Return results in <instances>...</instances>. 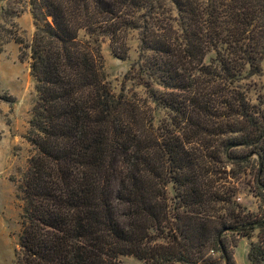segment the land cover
<instances>
[{
  "label": "trees",
  "instance_id": "16d2710c",
  "mask_svg": "<svg viewBox=\"0 0 264 264\" xmlns=\"http://www.w3.org/2000/svg\"><path fill=\"white\" fill-rule=\"evenodd\" d=\"M30 5L31 42L11 38L37 93L16 264H237L233 248L256 231L248 259L262 264L264 211L238 202L246 170L227 166L257 158L264 195V102L247 95L264 63V0ZM133 33L127 80L166 111L159 125L149 99L113 91L94 44L106 37L126 59Z\"/></svg>",
  "mask_w": 264,
  "mask_h": 264
},
{
  "label": "rangeland",
  "instance_id": "374dc122",
  "mask_svg": "<svg viewBox=\"0 0 264 264\" xmlns=\"http://www.w3.org/2000/svg\"><path fill=\"white\" fill-rule=\"evenodd\" d=\"M31 10L30 0L0 1V264H16L21 231L20 215L24 208L20 187L33 153L26 135L37 100L36 81L30 74L28 57L24 56V60H21L20 45L11 39L19 37L25 45L31 42L36 29ZM4 12H10V16ZM14 12L17 16H12L11 13ZM81 38H85L84 33ZM94 40L101 56L104 75L113 91L119 94L123 90L129 97L137 95L142 99H149L144 87L127 80V74L139 56L138 35H130V50L126 59L115 55L108 38L95 37ZM24 52L28 53L26 49ZM213 58L214 54L211 53L205 58V62L209 63ZM248 85L247 95L251 103L264 102V63L259 74L253 76ZM149 104L154 110L156 125L167 119L166 111L157 107L151 99ZM240 166H234L235 171L231 170V164L227 166L228 172L235 173V177L236 172L246 170V174L239 175L236 181L238 202L250 212L260 215L264 211V195L255 183L258 159L252 158L249 163ZM234 240L235 238L227 235L230 245ZM257 241L258 231L250 239L239 238L238 246L233 248L237 264H252L248 259V252L251 244ZM119 262L146 264L134 256H121Z\"/></svg>",
  "mask_w": 264,
  "mask_h": 264
}]
</instances>
